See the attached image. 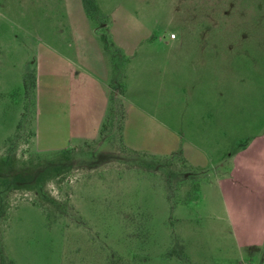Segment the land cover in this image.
Here are the masks:
<instances>
[{"label": "rangeland", "instance_id": "374dc122", "mask_svg": "<svg viewBox=\"0 0 264 264\" xmlns=\"http://www.w3.org/2000/svg\"><path fill=\"white\" fill-rule=\"evenodd\" d=\"M219 8L230 17L221 20L212 12ZM122 10L135 27L128 33L131 44L142 35L135 24L150 31L141 59H151L152 40L163 41L156 52L162 60L175 53L165 42L170 33L178 35L179 23H208L211 37L223 35L212 44L224 56V120L235 118L237 127L219 144L213 162L224 163V156L253 142L243 167L257 168L264 179V0H0V264H264L255 197L245 190L257 187L252 170L241 179L238 209L229 217L215 179L230 161L199 174L181 157H149L125 147L118 94H124L127 59L101 28ZM80 11L103 38L98 41L118 79L110 78L115 86L100 135L67 141L57 72L44 77L38 59L43 44L59 53L61 45L74 49ZM206 12L217 24L206 22ZM50 61L56 69L58 58ZM197 77L201 71L180 75L179 97L198 88ZM206 78L202 88L214 83ZM155 81L162 84L163 105L169 102L170 87L163 84L170 86V79L153 71L130 74L135 102L153 100L160 89ZM185 103L178 99L171 114L180 131L187 129ZM235 105L237 115L231 112ZM169 108L148 111L166 118Z\"/></svg>", "mask_w": 264, "mask_h": 264}, {"label": "crops", "instance_id": "0c3cea01", "mask_svg": "<svg viewBox=\"0 0 264 264\" xmlns=\"http://www.w3.org/2000/svg\"><path fill=\"white\" fill-rule=\"evenodd\" d=\"M121 12L118 17H109L111 24L105 22L101 28L108 34L112 46L121 54V58L124 56L127 59L125 70L122 73L124 94H118L121 98L120 108L123 113L121 129L125 147L149 157H181L192 171L199 174H205L208 168H213V171L216 168H223L230 161L229 169L224 170L223 177L217 176L215 179L216 187L219 186L222 192L221 196L229 217L238 209L237 199L239 197L238 190L242 189L241 179L252 170L257 175L252 184H256L257 187L250 188L251 184H249L245 190L255 197L253 203L255 215L260 221L261 231L264 234V179L261 178V173L257 168L249 169L243 167L242 163L243 156L247 149L252 147L253 142L250 145L248 143L245 146L241 145L236 152L224 156V163L216 165L213 162L219 144L227 139V133L233 134L231 133L232 127H237L235 118L230 122L224 120L225 92L221 85L223 77L221 65L224 56L219 53L220 45L216 42L212 44L213 40L217 42L222 40L223 35L211 37L212 31L208 23L205 27L194 24V27L187 28L179 23L175 26L179 28L178 35L170 33L169 41L165 42V45L175 53H170L165 56V60H162L156 52L157 48L164 47L163 41L152 40L149 44L153 49L151 59L148 57L141 59L138 55L142 49L141 43L150 38V31L142 24H135L138 32L142 35L136 39L134 44H131L128 33L135 27L131 28L128 24L131 19L130 15L125 14L124 10ZM212 12L219 14L221 20L230 17V11L227 9L219 8ZM79 14V20L83 24H79L77 28L74 27L76 37L74 49H71L69 44L61 45L62 51L59 53L52 46L43 44L44 56L38 59V70L43 72L44 77L52 72H57L60 83L57 92L62 95L66 111V114L62 113V125L67 135V141L73 139L93 140L100 135L112 102L110 92L115 86V84L110 85V78L113 76L114 80L118 79L110 71L108 58L103 52L104 47L98 41L103 38H98L97 31L88 25L83 11H80ZM209 14L206 12V22L216 23ZM181 21L182 19L178 22ZM221 24L224 28L227 27L225 22L221 21ZM171 35L174 37L171 38ZM194 36H198L200 40L195 39ZM243 37L245 38V35ZM198 43H202L201 48L193 49L192 47ZM52 57L58 58V63L55 65L56 69L51 70L50 60ZM146 62H151L152 65H146ZM162 67L165 69L162 70ZM113 69L111 64V70L113 71ZM139 71L141 74L153 71L154 75L160 78L165 75L170 79V86L163 84V86L170 87L167 106L163 105L162 84L159 83L157 86V81H155V89H160L156 90V94L154 93L153 100L143 98L144 101L141 102L140 97V103L135 102L136 100L132 98L128 89V78L130 74H137ZM198 71H201V77L196 79H200L201 84L196 90L189 93L185 91L183 96L179 97L180 92L176 88H179L180 83L177 79L180 75L194 74ZM209 77L214 78V83L206 84L202 88V82H205L206 78V83H209ZM143 90L141 89V91ZM178 99L186 102L182 109V113L184 112L183 126L187 127L185 131L178 129L179 126L171 115L175 114L173 108ZM161 105L162 109L170 105L166 118H159L156 114L153 115L148 111V109H152L156 112ZM186 107L187 111H185ZM231 112L233 115H237L236 105L231 107ZM185 119H187L186 123ZM234 134H237V131ZM230 139L236 141L232 135ZM209 184L211 185V183Z\"/></svg>", "mask_w": 264, "mask_h": 264}, {"label": "built area", "instance_id": "2783aa9c", "mask_svg": "<svg viewBox=\"0 0 264 264\" xmlns=\"http://www.w3.org/2000/svg\"><path fill=\"white\" fill-rule=\"evenodd\" d=\"M174 37V35H171V38H173Z\"/></svg>", "mask_w": 264, "mask_h": 264}, {"label": "trees", "instance_id": "16d2710c", "mask_svg": "<svg viewBox=\"0 0 264 264\" xmlns=\"http://www.w3.org/2000/svg\"><path fill=\"white\" fill-rule=\"evenodd\" d=\"M102 128H103V126H102Z\"/></svg>", "mask_w": 264, "mask_h": 264}]
</instances>
